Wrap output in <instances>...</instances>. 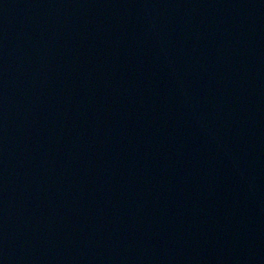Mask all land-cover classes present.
I'll use <instances>...</instances> for the list:
<instances>
[{
    "label": "water",
    "instance_id": "95a60500",
    "mask_svg": "<svg viewBox=\"0 0 264 264\" xmlns=\"http://www.w3.org/2000/svg\"><path fill=\"white\" fill-rule=\"evenodd\" d=\"M0 264H264V0H0Z\"/></svg>",
    "mask_w": 264,
    "mask_h": 264
}]
</instances>
